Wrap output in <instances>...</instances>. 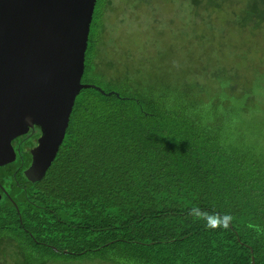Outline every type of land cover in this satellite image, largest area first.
Wrapping results in <instances>:
<instances>
[{
  "label": "trees",
  "instance_id": "obj_1",
  "mask_svg": "<svg viewBox=\"0 0 264 264\" xmlns=\"http://www.w3.org/2000/svg\"><path fill=\"white\" fill-rule=\"evenodd\" d=\"M109 2L95 1L81 76L104 92L80 89L40 180L20 187L13 163L0 167L15 190L0 201L1 263L264 264V0L184 1L187 28L231 23L254 41L237 49L238 63L252 52L248 74L212 62L180 83L100 61ZM194 205L234 219L207 228Z\"/></svg>",
  "mask_w": 264,
  "mask_h": 264
},
{
  "label": "water",
  "instance_id": "obj_2",
  "mask_svg": "<svg viewBox=\"0 0 264 264\" xmlns=\"http://www.w3.org/2000/svg\"><path fill=\"white\" fill-rule=\"evenodd\" d=\"M95 1L0 0V165L15 158L11 140L37 128L30 181L55 157L80 89L104 92L81 81Z\"/></svg>",
  "mask_w": 264,
  "mask_h": 264
},
{
  "label": "rangeland",
  "instance_id": "obj_3",
  "mask_svg": "<svg viewBox=\"0 0 264 264\" xmlns=\"http://www.w3.org/2000/svg\"><path fill=\"white\" fill-rule=\"evenodd\" d=\"M184 1L186 0H110L100 18L103 25L99 41H102L99 46L100 61L103 58L113 61L117 66L114 67L116 72H132L137 67V72L153 83L157 74L166 75L169 81L175 78L179 83L187 78L194 80L213 70L212 62L220 64V61L229 64L233 60L235 64L243 66L245 75L248 74L246 65L249 64L247 58H252L251 50L239 53L243 56L240 63L236 61V56L237 49H249L250 44L246 39L254 41L251 36L237 33L231 23L226 24V29L217 27V34L214 26L206 25L202 29L199 23H193L191 29L187 28L189 26L186 27ZM204 14L208 15L209 11H204L203 16ZM215 16L218 17L217 14ZM208 38L213 39L206 41ZM254 39L259 40V37L256 35ZM258 63L264 65V60L263 63ZM231 68L235 69L234 66ZM259 68L264 73V66ZM240 76L243 74L240 73ZM161 79L159 83L166 81L163 77ZM17 177L21 181V177ZM10 182L13 179L3 186L15 196ZM68 260L71 259L58 258L48 264H99L97 260ZM1 261L3 260L0 259V264ZM5 261L12 264L9 259L5 258Z\"/></svg>",
  "mask_w": 264,
  "mask_h": 264
},
{
  "label": "flooded vegetation",
  "instance_id": "obj_4",
  "mask_svg": "<svg viewBox=\"0 0 264 264\" xmlns=\"http://www.w3.org/2000/svg\"><path fill=\"white\" fill-rule=\"evenodd\" d=\"M39 133L40 132L37 128H29L26 132L14 137L11 140L12 147L15 152V158L13 161L8 163H13L14 169L16 171L15 173H18L19 177H21V181H19L20 187H26L28 183L36 182L26 179L22 172L30 164L31 152L37 145ZM8 163H5L4 165L7 166ZM4 165L1 167H5ZM11 195L12 194L10 190L6 189L0 182V201H2L5 197L11 198Z\"/></svg>",
  "mask_w": 264,
  "mask_h": 264
},
{
  "label": "clouds",
  "instance_id": "obj_5",
  "mask_svg": "<svg viewBox=\"0 0 264 264\" xmlns=\"http://www.w3.org/2000/svg\"><path fill=\"white\" fill-rule=\"evenodd\" d=\"M187 215L191 216L194 220L204 221L205 226L211 229H228L234 219V217L229 213L220 214L216 212H208L201 209L198 205L190 207ZM249 227H254L257 231H260L258 226L249 225Z\"/></svg>",
  "mask_w": 264,
  "mask_h": 264
}]
</instances>
